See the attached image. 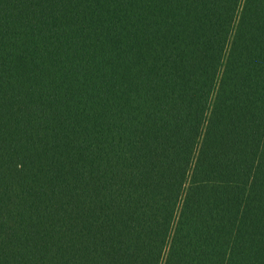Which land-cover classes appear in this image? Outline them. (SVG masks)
Listing matches in <instances>:
<instances>
[{
  "label": "trees",
  "instance_id": "trees-1",
  "mask_svg": "<svg viewBox=\"0 0 264 264\" xmlns=\"http://www.w3.org/2000/svg\"><path fill=\"white\" fill-rule=\"evenodd\" d=\"M0 264H264V0H0Z\"/></svg>",
  "mask_w": 264,
  "mask_h": 264
}]
</instances>
